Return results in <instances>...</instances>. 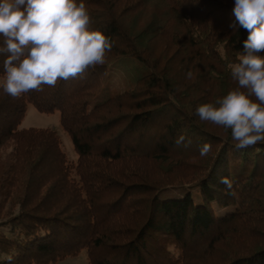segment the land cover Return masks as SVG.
<instances>
[{"label":"trees","instance_id":"obj_1","mask_svg":"<svg viewBox=\"0 0 264 264\" xmlns=\"http://www.w3.org/2000/svg\"><path fill=\"white\" fill-rule=\"evenodd\" d=\"M83 3L113 42L105 64L18 99L0 89V264H264V143L237 149L195 115L237 87L234 0ZM29 105L59 113L74 161L55 130L20 127Z\"/></svg>","mask_w":264,"mask_h":264},{"label":"clouds","instance_id":"obj_2","mask_svg":"<svg viewBox=\"0 0 264 264\" xmlns=\"http://www.w3.org/2000/svg\"><path fill=\"white\" fill-rule=\"evenodd\" d=\"M232 14L235 20L229 27L235 29L238 24L248 32L244 54L227 65L237 87L214 102L198 105L195 115L231 130L235 147L246 149L264 143V56L259 55L264 51V0H234ZM90 24L83 0H0L3 93L18 99L105 64L113 42ZM187 77H192L191 71ZM184 140L181 135L177 145ZM211 147L203 144L200 155L206 156ZM221 183L232 187L227 178H221Z\"/></svg>","mask_w":264,"mask_h":264},{"label":"rangeland","instance_id":"obj_3","mask_svg":"<svg viewBox=\"0 0 264 264\" xmlns=\"http://www.w3.org/2000/svg\"><path fill=\"white\" fill-rule=\"evenodd\" d=\"M21 128H50L55 130L60 137L62 143V149L66 154L69 161H74L76 159L75 152L73 150L70 138L63 131L59 123V113L57 111L51 114H40L37 112L32 106L27 107L26 114L21 123ZM1 157H0V166H1ZM169 192H164L160 195V199H166L169 197L180 196L183 193L182 189H174ZM192 197L194 198V202L199 204L201 202L200 197L198 195L197 190L192 192ZM86 259L85 255L82 254L77 258L67 259L63 264H85Z\"/></svg>","mask_w":264,"mask_h":264}]
</instances>
